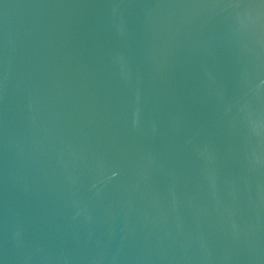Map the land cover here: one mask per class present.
Masks as SVG:
<instances>
[{"label": "water", "instance_id": "water-1", "mask_svg": "<svg viewBox=\"0 0 264 264\" xmlns=\"http://www.w3.org/2000/svg\"><path fill=\"white\" fill-rule=\"evenodd\" d=\"M0 264H264V0H0Z\"/></svg>", "mask_w": 264, "mask_h": 264}]
</instances>
